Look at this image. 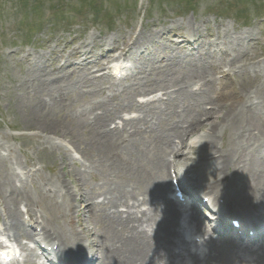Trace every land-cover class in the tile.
Instances as JSON below:
<instances>
[{
    "label": "rangeland",
    "instance_id": "rangeland-1",
    "mask_svg": "<svg viewBox=\"0 0 264 264\" xmlns=\"http://www.w3.org/2000/svg\"><path fill=\"white\" fill-rule=\"evenodd\" d=\"M82 1L0 0V235L6 238L9 236L4 227L6 207L2 189L7 179L30 198V206L17 204L21 220L30 219L20 209L29 210L40 226L45 223L54 228L59 224L79 232L83 230L82 224L93 227L95 221L89 213H83L79 197L74 193L98 196L113 184L133 187L148 184L150 159L159 153L157 137L168 134L171 125L197 118L201 108L210 111L212 117L200 114L196 130L183 140L188 156H193L189 153L191 150L202 155L198 165L214 157V151L206 147L208 122L212 120L218 125L221 115L227 111L237 112L243 103L246 106L259 104V109L264 103V0H98L97 8L102 10L98 19ZM77 7H81V13L72 10ZM64 16H70L68 22H61ZM191 25L194 29H190ZM138 33L148 39L145 40L147 49L144 52L133 50L132 55L122 57L127 65L123 75L113 77L97 41L103 40V47L109 48L120 43L123 37ZM90 37L94 38L88 53V60L92 62L76 68L75 63L81 59L74 55V49L80 48ZM191 48L194 50L189 51ZM238 50L237 68L230 69L225 61L235 57ZM94 62L104 63L105 68H92L90 71L94 73L87 72ZM196 62L218 65L209 71L208 84L193 76L190 64ZM58 66L61 68L54 69ZM43 71L50 78L49 86L62 78L66 82L73 79L72 87L48 112L47 121L52 126L48 128L37 121L32 112V106L40 98L34 76ZM200 96L218 99L216 104L205 100L197 103ZM105 107L108 109L106 127L116 130L117 145L122 148L134 137L143 153L142 166L134 162V154L128 152L107 160L95 156L98 134L89 133L87 124L94 114H105ZM262 117L264 120V114ZM134 130L136 132L130 135ZM254 135L240 154L253 175L259 166L258 153H264V128ZM228 145L229 126L220 123L216 150ZM170 151L167 150L168 161L173 159ZM64 156L69 157L67 163H63ZM182 163L192 169V162L182 160ZM169 167L170 164L167 172ZM75 170L83 174L84 182L75 181L71 173ZM186 175L194 177L192 172ZM169 181L170 177L166 196L170 192ZM60 183L65 185V190L59 191ZM234 187L219 188L210 196L212 204L222 193L223 211L232 212L230 202H233ZM69 190L70 198L63 199L62 195ZM101 199L97 197L94 201ZM195 205L203 219L199 203ZM119 209L124 211L125 208ZM243 209L248 212L247 218L253 219L256 215L255 219L264 223V213L259 209L255 208L258 211L254 213L246 206ZM205 212L209 214L208 210ZM174 229L177 232L176 226ZM31 230L34 239L41 236L39 231ZM79 235L87 244V237ZM26 238H10L9 243L17 246L21 253L12 264H26L23 260L27 254H31L33 264H37L38 248H31L34 240ZM42 240L51 243L53 238L42 236ZM262 242L258 240L259 245ZM174 245L169 248L171 252L177 250ZM58 251L65 257L60 249ZM217 262L208 260V264H219Z\"/></svg>",
    "mask_w": 264,
    "mask_h": 264
},
{
    "label": "bare ground",
    "instance_id": "bare-ground-1",
    "mask_svg": "<svg viewBox=\"0 0 264 264\" xmlns=\"http://www.w3.org/2000/svg\"><path fill=\"white\" fill-rule=\"evenodd\" d=\"M190 29H194V27L191 25ZM93 40L94 38L90 37L89 40L86 39L82 43L80 48L74 49V55L81 59V61L75 63L76 68L84 67L86 63L92 62L88 60V53ZM145 40H148L146 36L143 33H138L130 34L127 38L123 37L120 43H116L109 48L103 47V40H98L97 44L101 47L102 56L107 58V62H113L107 68L117 73L123 68L122 57L132 55L133 50L144 52L147 49ZM181 41L184 42L185 38L182 37ZM192 50L194 48L189 51ZM237 58H239V50L236 52L235 57L225 61V66L230 69L237 68L235 61ZM90 64V68L87 69L89 73H94V71H90L92 68H96V70L105 68L104 63L94 62ZM190 65L193 76L195 75V78L204 80L206 84L209 83V79H207L209 71L214 66H218H210L206 62H196ZM60 68V66L54 67V69ZM39 70L40 68H37L38 72ZM34 74L32 73V75ZM46 75L47 72L43 71L40 75L34 76L33 82L37 81L36 90L40 98L32 106V112L34 113V118H37V121L44 123L46 125L45 128H48V126L52 127L47 121L48 112L54 109V106L57 105L56 103L64 96V92L72 87L71 82H73V79H70V82H66L62 78L56 83H52L50 86H53L54 89H51L47 83L50 78ZM43 96L48 97L49 101H46ZM213 98L200 96L197 103L205 100L206 103L216 104L218 98L216 100ZM259 107V104L246 106L243 103L237 112L231 113L227 111L221 115L218 125L225 123L229 126V145L221 150H216L218 125H215L212 120L208 122L206 147L208 151H214L212 153L214 157L211 161L198 165L196 163L200 162L199 157L201 158L202 155L191 150L189 153L193 154V156H188L183 149L186 146L183 140L185 136L196 130L195 128L200 121L198 118L200 114L205 116V118L212 117L210 111L201 108L199 114H197L199 121H196L197 118L193 117L192 120L186 121L185 124L180 122L171 125V131L168 134L157 137L156 147L159 153L150 159L149 172L151 181L148 184L135 185V187L129 184H113L106 192L98 196L74 193L76 198L79 197L78 202L82 204L83 213H89L95 224L93 227L88 223H86L87 225L82 224L83 230L77 232L71 227L65 228L57 224L52 228L44 223L41 227L43 236H51L53 238L51 244L46 245H52L51 249L53 250V246L57 244L56 249H60L61 253L67 258L65 262L69 261V264H79L82 259H88L87 262L84 261L82 264H93L95 259L97 261L96 264H175L173 257L167 254L168 246L174 237L173 228L177 224L176 208L178 207L165 194L169 177L166 167L170 163L167 158L169 155L167 150H171L169 153L173 154V165L180 179L185 176L184 172L194 173V177L192 175L189 177L191 187L186 186L187 191L192 192V186L195 185L206 193L205 196H208L207 194L216 193L219 188L223 190L226 186H235L233 202H230L232 204L231 207L236 208L237 212H239L238 209H243L246 206L253 210L257 208L264 213V153H258L259 166L254 175L250 172L249 164L242 162L240 157L244 144L255 137V132L260 133L264 128L262 117L264 114V103L261 109ZM97 110H100V108ZM106 112H108L107 107H105V114H94L93 120H90L87 124L89 133L98 134V141L95 140L97 144L95 156L101 160H107L113 159L115 156H124L125 152H128L132 153V155L134 154V162L142 166L144 158L139 143L132 137L125 142L122 148L118 146L115 138L116 130H110L106 127L108 120ZM199 125L202 124L199 123ZM134 132L136 131L134 130L130 135L134 134ZM175 139H178L176 141L178 142L177 144L174 143ZM62 160L63 163H67L69 157L64 156ZM182 160L192 162V169L190 170L189 166L188 168L183 166ZM198 167H200L199 174L196 175L195 172ZM239 170L241 172L238 176L236 173ZM71 173L77 183L84 182L83 174L80 171L75 170L71 171ZM7 181V185L3 183L5 186L2 189L4 206L6 207L4 227L7 236L13 240H18L20 236L32 238V230L26 227L25 221L21 220L17 207L19 202L30 206V198L22 188H16L14 183H10L8 179ZM65 188L63 183L58 185L59 191L65 190ZM97 197H102V199L94 201ZM62 198L68 200L70 198V190L69 192H64ZM120 207H124V211L120 210ZM71 210L74 211V208H71ZM218 210L220 211L219 208ZM218 214L220 215L219 212ZM228 217L229 215H226V218ZM191 219L195 222L194 225H196L199 232L208 234L196 213L191 216ZM79 234H84L87 237V244L82 241ZM205 243L209 248L211 259L218 261L217 263L219 264H233L237 261L242 264H264L263 247L258 252V250H249L247 247L232 243L230 240L215 241L212 237L206 238ZM1 244L2 242H0ZM176 257L179 258L180 254ZM23 261L26 264L34 263L31 254H27Z\"/></svg>",
    "mask_w": 264,
    "mask_h": 264
},
{
    "label": "trees",
    "instance_id": "trees-1",
    "mask_svg": "<svg viewBox=\"0 0 264 264\" xmlns=\"http://www.w3.org/2000/svg\"><path fill=\"white\" fill-rule=\"evenodd\" d=\"M96 1H97V0H93V1H91L90 4H89L90 7L95 8ZM243 1H247V0H243ZM78 10H79V8H78V9H77V8L74 9V11H78ZM63 18H64V19H68L69 17H65V16H64Z\"/></svg>",
    "mask_w": 264,
    "mask_h": 264
}]
</instances>
